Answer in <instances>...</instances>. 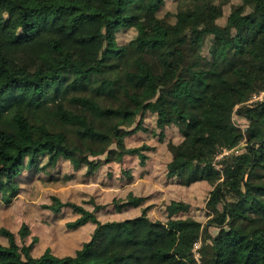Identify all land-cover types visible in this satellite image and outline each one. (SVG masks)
Here are the masks:
<instances>
[{
	"label": "trees",
	"instance_id": "obj_1",
	"mask_svg": "<svg viewBox=\"0 0 264 264\" xmlns=\"http://www.w3.org/2000/svg\"><path fill=\"white\" fill-rule=\"evenodd\" d=\"M176 1L183 8L171 24L157 17L165 0H0V200L18 195L23 170H55L61 160L88 175L101 166L91 159L102 156L145 165L150 147L126 148L124 138L146 132L149 113L160 135L172 127L182 138L168 144V177L184 187L207 182L212 218L205 226L177 218L189 205L172 200L166 222L151 220L147 206L102 223V206L89 212L52 197L44 208L72 209L78 218L67 228L92 224L89 240L72 255L46 248L34 256L37 237L20 247L1 228L0 256L25 264H198L193 249L203 238L200 264H264V98L250 103L264 93V0H242L224 26L217 0ZM127 30L136 36L119 45ZM233 115L247 121L245 132ZM144 202L129 193L116 209ZM19 234L25 240L28 227Z\"/></svg>",
	"mask_w": 264,
	"mask_h": 264
},
{
	"label": "rangeland",
	"instance_id": "obj_2",
	"mask_svg": "<svg viewBox=\"0 0 264 264\" xmlns=\"http://www.w3.org/2000/svg\"><path fill=\"white\" fill-rule=\"evenodd\" d=\"M242 0H217L222 4V16L216 23L220 26L226 24L228 15L234 7L241 4ZM183 8L176 0H165L158 11L157 17L168 23L174 22V15ZM136 33L134 30L120 31L117 34L119 45L130 42ZM207 50L204 51V54ZM264 93L252 98L250 103L260 101ZM233 123L243 132L248 123L243 118L233 115ZM147 129L124 138L126 148L149 146L145 152L148 157L145 165H141L135 156L124 157L122 162H107L106 156L92 158L101 162V166L92 175L87 174L85 167L75 169L68 161L61 160L55 170L46 168V172H33L26 169L17 178L20 186L18 195L12 202L5 205L0 200V229H7L15 234L16 242L21 247L28 246L34 237L38 238L32 249L34 256H40L46 248L59 257L72 255L81 245L88 241L94 226L87 224L76 230L67 228V224L74 222L78 215L72 209L66 208L60 214H54L44 208L52 205V197L58 198L63 203H73L89 212H94L96 206L103 209L96 212V217L102 223L132 218L141 213V210L150 206L148 216L153 221H167L166 207L174 201H182L189 205L186 213L178 214L181 219H194L205 226L212 218L206 208V202L212 187L207 182H198L184 187L177 178L167 175L166 164L170 159L168 144H178L182 138L177 129L165 128L162 135L155 126V117L147 113L143 120ZM137 126L134 125L133 130ZM213 134L217 135L215 128ZM220 159V157H218ZM217 159V160H218ZM42 166L46 159H41ZM132 193L137 197L145 198L140 208L128 207L121 211L116 209V204ZM29 229L25 240L21 239L19 230L22 225ZM208 232L215 236L217 229L208 228ZM203 239V238H202ZM202 239L195 244L193 252L196 262L200 264L199 249ZM0 244L7 245V241L0 235ZM198 259V260H197ZM0 264H25L18 262L12 256H0Z\"/></svg>",
	"mask_w": 264,
	"mask_h": 264
}]
</instances>
